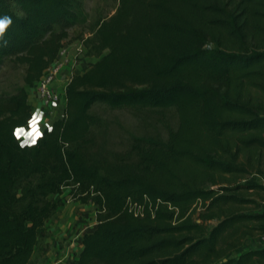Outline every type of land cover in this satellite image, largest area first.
<instances>
[{
	"label": "trees",
	"instance_id": "trees-1",
	"mask_svg": "<svg viewBox=\"0 0 264 264\" xmlns=\"http://www.w3.org/2000/svg\"><path fill=\"white\" fill-rule=\"evenodd\" d=\"M83 0H0V264H28L68 189L95 225L67 264H264V0H115L81 38L93 58L34 148L15 125ZM168 109L163 136L111 133L96 106ZM214 220L212 225L209 221Z\"/></svg>",
	"mask_w": 264,
	"mask_h": 264
},
{
	"label": "rangeland",
	"instance_id": "rangeland-1",
	"mask_svg": "<svg viewBox=\"0 0 264 264\" xmlns=\"http://www.w3.org/2000/svg\"><path fill=\"white\" fill-rule=\"evenodd\" d=\"M114 6L115 0H83L84 21L68 29V36L62 41L59 50V52H64L63 58L68 60L70 76L80 74L89 63L94 61L95 58L85 53V49L80 43L81 38L88 37L96 20L110 15ZM20 74L21 67L7 65L0 71V87L8 86L12 82L19 84ZM65 83L66 81L58 80L53 84L57 87V92H61ZM34 86L35 83L31 88ZM31 88L27 89V96L31 95ZM28 104L30 113H32V104L31 102ZM54 110H57L55 114L49 113L47 109L44 110L47 115L44 121L60 117L62 108H54ZM95 110L105 121L107 130L112 131L111 133L122 130L140 136H163V124L166 122L173 125L174 123V113L170 108H113L98 105ZM256 180L264 186V176L256 178ZM67 193L68 189L63 188L60 194L61 205L45 220L28 264H67L80 250L81 236L94 228L95 205L72 201ZM260 205L259 209L249 210V212L264 211V202ZM213 223L214 220L209 221L208 225ZM253 247L254 243L250 239H246L239 250Z\"/></svg>",
	"mask_w": 264,
	"mask_h": 264
},
{
	"label": "built area",
	"instance_id": "built-area-1",
	"mask_svg": "<svg viewBox=\"0 0 264 264\" xmlns=\"http://www.w3.org/2000/svg\"><path fill=\"white\" fill-rule=\"evenodd\" d=\"M63 53V51H58L54 60L43 70L34 86L37 102L44 110L47 109V111L63 107L60 100L61 92H57V87L53 84L58 80L65 82L70 77V65L67 58H63ZM252 242L254 243V247L260 248L264 246V229Z\"/></svg>",
	"mask_w": 264,
	"mask_h": 264
},
{
	"label": "clouds",
	"instance_id": "clouds-1",
	"mask_svg": "<svg viewBox=\"0 0 264 264\" xmlns=\"http://www.w3.org/2000/svg\"><path fill=\"white\" fill-rule=\"evenodd\" d=\"M12 24V19L8 15H0V47L7 45V41L4 40V36L8 28ZM40 110L33 111L26 118V122L23 125H15L12 129L13 138L18 142L19 147L23 150L25 148H34L38 146L40 139H43V130L40 128V124L43 123L42 114L37 115ZM51 132L52 126L45 124Z\"/></svg>",
	"mask_w": 264,
	"mask_h": 264
},
{
	"label": "crops",
	"instance_id": "crops-1",
	"mask_svg": "<svg viewBox=\"0 0 264 264\" xmlns=\"http://www.w3.org/2000/svg\"><path fill=\"white\" fill-rule=\"evenodd\" d=\"M64 85H65V84H64ZM63 88H64V86H63ZM63 88L61 89L62 91H61V96H60L61 104H63V102H64ZM31 89H32V90H31V95H28V96H27V101H28V102H31L32 107H33V111L40 110V111L37 113V115L39 116V115L42 114L43 123L40 124V128L43 130V129L47 128V127H45V124H46V123H49L48 125H50L51 122H52V120H51V121H44V119H45V117H47V115H46L44 109L39 105V103L37 102V100H36V98H35L34 88H31ZM29 104H30V103H29ZM33 111H32V112H33ZM56 111H57V110H53V111L50 110L49 113H51V114H55ZM44 224H45V222H44ZM44 224H43V226H44ZM255 238H256V237H254V238H252V239H250V240L253 241ZM256 248H257V247H256Z\"/></svg>",
	"mask_w": 264,
	"mask_h": 264
}]
</instances>
